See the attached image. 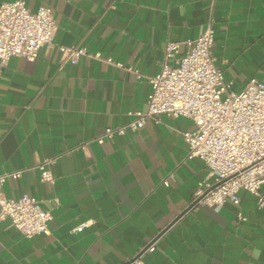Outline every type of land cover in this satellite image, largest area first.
<instances>
[{"label": "crops", "instance_id": "0c3cea01", "mask_svg": "<svg viewBox=\"0 0 264 264\" xmlns=\"http://www.w3.org/2000/svg\"><path fill=\"white\" fill-rule=\"evenodd\" d=\"M25 3L51 7L56 32L36 59L14 55L0 65V173L24 168L6 179L5 195L35 196L53 219L49 233L31 236L1 220L0 264H127L154 239L144 264H264V207L256 195L240 189L239 203L187 209L212 178L203 160L188 158L190 118L163 113L138 130L95 140L146 108L149 77L160 70L167 42L195 38L209 21L230 89L263 78L264 0ZM59 44L125 67L87 54L63 62ZM185 50L182 44L178 56ZM51 157L55 178L45 181L37 164Z\"/></svg>", "mask_w": 264, "mask_h": 264}, {"label": "built area", "instance_id": "2783aa9c", "mask_svg": "<svg viewBox=\"0 0 264 264\" xmlns=\"http://www.w3.org/2000/svg\"><path fill=\"white\" fill-rule=\"evenodd\" d=\"M56 32L54 11L41 5L37 10L25 0L0 4V65L14 55L34 60L41 46L52 44ZM215 29L209 21L200 35L183 41L169 40L164 49L160 70L149 77L152 85L144 110H131L124 124L107 126L95 140L99 143L128 129L138 130L148 119L158 120L166 113L190 118L194 127L183 132L188 144V158H200L212 178L200 183L194 193V205L220 207L227 200L240 202L239 190L257 196L264 207V77L251 78L240 91H232L223 79V71L213 54ZM182 44L186 50L178 56ZM63 62L77 63L82 55L104 59L120 67L124 63L111 57L102 58L77 44H59ZM175 58L176 63L170 64ZM138 76L141 73L126 67ZM44 158L37 167L41 179L54 181L51 164ZM24 168L0 173V221L9 219L25 236L49 233L53 213L41 201L27 193L17 198L5 195L3 185L8 177L18 178ZM169 185V179H164ZM193 205V206H194ZM156 249L155 239L144 246L127 264H144L143 253Z\"/></svg>", "mask_w": 264, "mask_h": 264}, {"label": "water", "instance_id": "95a60500", "mask_svg": "<svg viewBox=\"0 0 264 264\" xmlns=\"http://www.w3.org/2000/svg\"><path fill=\"white\" fill-rule=\"evenodd\" d=\"M195 202H196V201L192 202V203L187 207V209H189L190 207H192V206L195 204ZM164 230H165V229H164ZM164 230H163L162 232H164ZM162 232H161L160 234H162ZM160 234H159V235H160Z\"/></svg>", "mask_w": 264, "mask_h": 264}]
</instances>
